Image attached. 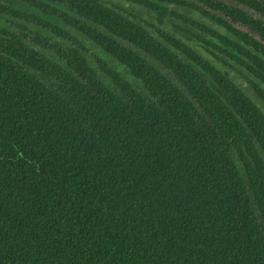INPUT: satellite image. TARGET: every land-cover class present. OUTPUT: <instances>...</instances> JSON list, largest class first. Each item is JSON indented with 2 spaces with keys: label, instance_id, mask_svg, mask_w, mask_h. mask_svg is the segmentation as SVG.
Instances as JSON below:
<instances>
[{
  "label": "trees",
  "instance_id": "obj_1",
  "mask_svg": "<svg viewBox=\"0 0 264 264\" xmlns=\"http://www.w3.org/2000/svg\"><path fill=\"white\" fill-rule=\"evenodd\" d=\"M124 1L0 0V264H264V0Z\"/></svg>",
  "mask_w": 264,
  "mask_h": 264
},
{
  "label": "flooded vegetation",
  "instance_id": "obj_2",
  "mask_svg": "<svg viewBox=\"0 0 264 264\" xmlns=\"http://www.w3.org/2000/svg\"><path fill=\"white\" fill-rule=\"evenodd\" d=\"M12 1H18V0H12ZM103 1H105V2H114V3H118V2H120L121 4H123L124 6H127L129 9H132V8H136V10L138 11V13L139 12H141V10H144V13H140L142 16H144V17H147V18H149L147 15H148V13H150V11L149 10H145L144 9V6L143 5H138V4H136V3H133V2H128V3H131V4H124V3H122V1H124V0H103ZM127 2V1H126ZM20 4H22L21 2H19ZM171 6H175L173 3H171ZM132 7V8H131ZM24 8H26V7H23L22 9H24ZM10 17H11V15H10ZM50 20L51 21H53L54 23L55 22H57L58 20H56V18H50ZM16 22V21H15ZM1 24L2 25H0V27L1 28H3L4 26H6L7 28V30L8 31H10V30H17V31H19V25H16V23H11V22H7V21H5L4 19H3V17L1 18ZM23 30H25V31H27L26 29H24V28H22ZM42 30H44V29H42ZM46 31V30H45ZM28 32V31H27ZM70 32H71V34L72 35H74V36H80V34H78L77 32H75V31H72V30H70ZM28 33H31V32H28ZM256 37H258L257 35H255ZM54 38H56L55 36H50V38H49V40H51L52 42H54ZM56 40V39H55ZM69 41V39L67 38L66 39V42H68ZM86 43V42H85ZM92 50H94L96 53H97V55H99V56H102V54H101V52L99 51V50H97L95 47H93L92 46ZM89 54V57L90 58H92L91 60H94L95 59V57H94V55H93V52H89L88 53ZM90 60V61H91ZM242 80H239V82H241ZM248 84V82L247 81H245L244 82V85H247Z\"/></svg>",
  "mask_w": 264,
  "mask_h": 264
},
{
  "label": "water",
  "instance_id": "obj_3",
  "mask_svg": "<svg viewBox=\"0 0 264 264\" xmlns=\"http://www.w3.org/2000/svg\"><path fill=\"white\" fill-rule=\"evenodd\" d=\"M122 3H124V4H131V3H128V2H126V1H122Z\"/></svg>",
  "mask_w": 264,
  "mask_h": 264
}]
</instances>
